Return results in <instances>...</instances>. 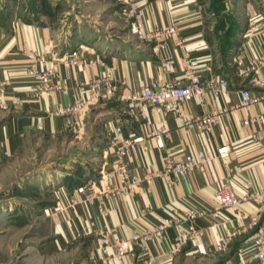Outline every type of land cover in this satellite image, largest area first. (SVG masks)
<instances>
[{"label":"crops","instance_id":"1","mask_svg":"<svg viewBox=\"0 0 264 264\" xmlns=\"http://www.w3.org/2000/svg\"><path fill=\"white\" fill-rule=\"evenodd\" d=\"M133 1L143 9L148 28L176 26L182 46L170 39L160 55L151 44V48H146L123 34L109 33L106 26L101 28L103 23H117V30H120L118 24L126 23V19L105 0L81 1L86 4L83 11H78L81 2L75 5L68 0H37L35 13L32 10L27 14L14 10L4 13L0 9V82L4 84L6 96L15 102L11 105L9 101L7 109L0 110L4 119L0 122V143L6 153L15 150L27 132L33 131L39 136L66 132L69 129L66 119L57 114L63 106L83 98L75 84L88 83L102 76H109L117 88L109 102L114 106L113 116L104 123L110 137V128L114 125L121 127L123 137L143 135L155 125H162L167 130L166 136L152 138L145 149L138 146L125 156L124 162L131 176L141 179L145 174H152V177L140 182L132 193L104 199L102 207L106 215L99 212L100 198L91 186H87L89 183L81 190L69 193L58 190L63 195L62 203L46 212L52 221V231L61 237L66 234L85 240L84 252L96 264H102L96 235L100 230L111 231L113 237L130 239L137 230L158 224L172 210L181 213L195 202L213 205L215 189L225 180L238 196L264 189V88L251 87L249 78L239 74V69L246 67L250 59L264 55V6L246 3L249 18L245 29L228 35L225 40L218 32L213 33L212 18L202 12L196 0ZM64 5L65 12L61 10ZM102 11L117 21L103 20L98 13ZM256 13L259 16H254ZM60 14L65 15L63 19L67 16L72 19L65 32L56 29ZM71 51H78L87 59L96 60L97 64L69 66L63 62V57ZM30 53L44 58L39 67L53 70L51 80L63 85L68 90L67 95L54 91L41 99L33 97L32 82L26 73L31 62ZM160 57L171 60L172 67L164 69ZM184 57L191 60L201 76L203 103L189 101L181 104L183 118L238 105L239 91L244 88L250 95L263 99L246 110L237 107L230 111L210 132L185 130L174 116L150 108L144 109L145 119L130 114L121 99L154 83L181 78ZM260 74L264 76V66ZM214 78L228 83L226 87L218 84L217 96L213 95L210 86ZM97 100L103 101L100 97ZM85 116L83 114L78 122V130L84 126ZM247 118H255L256 122L243 125L242 121ZM254 133L261 137V141L251 140ZM220 146L229 148L231 172L225 170L216 158V149ZM98 149L103 166L110 168L116 162L112 149L106 143ZM167 151L178 160L195 152L213 156V160L179 178L163 177L161 172ZM168 179L173 183L169 184ZM67 194H73L70 202ZM237 213L243 216L241 225L257 215L264 220V203L244 202ZM234 215L233 212L222 213L216 228L208 227L206 220L199 221V227H206L204 236L185 243L177 252L171 247L174 231L168 229L162 239L149 241L142 249L133 246L123 259L111 260L107 264H185L189 261L193 264H258L250 242H244L253 231L239 234ZM109 252L112 253L113 249L110 248Z\"/></svg>","mask_w":264,"mask_h":264},{"label":"built area","instance_id":"2","mask_svg":"<svg viewBox=\"0 0 264 264\" xmlns=\"http://www.w3.org/2000/svg\"><path fill=\"white\" fill-rule=\"evenodd\" d=\"M117 2L121 6L119 8L121 16L129 22L130 33L138 40L151 44L155 52L161 55L166 48V42L170 39H174L178 46H182V40L178 36L176 26L148 28L143 18V9L135 1L117 0ZM29 59L31 62L26 69V73L32 82L34 98H44L54 91L67 95L68 90L63 85L51 80L54 71L39 67L44 62L41 55L30 53ZM63 62L69 66L97 64L96 60L87 59L78 51L68 52L63 57ZM183 64L181 78L166 83H154L141 88L138 92L125 95L121 100L127 111L133 116L138 115L140 118L145 119L144 109L150 108L157 113L174 116L181 122L182 128L185 130L194 129L199 132H210L219 123L220 119L230 111L237 107L246 110L263 99L262 96L250 95L249 91L244 88L239 91L240 100L238 105L212 109L200 115L183 118L181 104L189 101H195L198 104L203 103V87L198 70L188 57L183 58ZM160 65L164 69H169L173 64L171 60L160 57ZM263 66L264 55H256L250 59L246 67L239 69V74L249 78L251 87L264 88V76L260 74ZM218 84L223 87L228 85L226 80L212 79L210 86L214 96L219 93ZM75 88L83 94V98L75 99L71 104L63 106L57 114L66 119V126L72 131L78 129V122L82 115L88 109V106L95 102L97 97H100L101 100H109L117 90L109 76H102L88 83H76ZM9 101L11 105L15 103L14 100L6 96L4 84L0 82V110H6ZM255 122V118H247L242 121V124L251 125ZM110 133L111 137L108 145L112 149L116 162L110 168L101 170L99 173L97 182L99 193H96V195L100 198L98 210L102 215H106V210L102 207L104 199L124 193H132L140 182L148 181L152 177V174H145L139 179L129 174L124 162L128 152L138 146L145 149L152 138L166 136L167 130L162 125H155L154 129L143 135L123 137L121 127L114 125L110 128ZM251 140L258 142L261 141V137L254 133ZM216 158L220 160L225 170L231 172L229 168V148L227 146H220L216 149ZM212 160L213 156L202 152L188 153L178 160L172 152L167 151L161 176L169 177L172 175L179 178L209 165ZM167 182L172 184L173 180L168 179ZM214 200L215 203L211 206L195 202L187 206L181 213L172 210V213L166 215L158 224L137 230L131 235L130 239L113 237L111 231H98V250L102 264H107L111 260L123 259L133 246L142 249L147 242L162 239L168 229L174 231L171 247L174 252H177L185 243L204 236L206 227H199L197 225L199 221L206 220L209 224L208 227L216 228L219 226V218L224 212L235 213L234 221L238 225L237 232L239 234H248L253 231V234L246 238L244 242H250L256 261L258 264H264V220H260L257 215L250 218L245 225H241L243 216L237 213L240 205L244 202L264 203V189L257 192L247 191L238 196L232 192L229 182L225 180L215 189ZM110 248L113 249L112 253L109 252Z\"/></svg>","mask_w":264,"mask_h":264},{"label":"rangeland","instance_id":"3","mask_svg":"<svg viewBox=\"0 0 264 264\" xmlns=\"http://www.w3.org/2000/svg\"><path fill=\"white\" fill-rule=\"evenodd\" d=\"M68 1L77 5L85 0ZM105 1L115 6L119 12L121 6H118L116 0ZM36 2L37 0H0V9L4 13L12 10L19 14H27L31 10L35 13ZM196 2L201 5L202 12L212 18L213 33L218 32L222 39L245 29L249 18L246 3L255 2L258 7L264 6V0ZM79 6L78 11H83L86 4L81 2ZM61 10L67 11L65 5ZM76 10L77 8L74 11ZM98 13L103 20L109 18L117 21L105 11ZM64 17L65 15H59L60 23L56 26L62 32L66 31L68 22L72 21L68 16L66 19ZM107 24L103 23L101 28L106 26L109 33L123 34L132 42L151 48L148 42L140 41L130 33L127 20L126 23L123 21L118 24L121 26L120 30H117V23ZM109 102L110 99L97 100L89 105L84 112V126L80 130L68 129L61 134L42 136L30 131L24 134L15 150L7 153L0 143V264H96L84 252L85 240L66 234L61 237L52 231V221L46 212L62 203L63 195L58 190L69 193L81 190L89 183L87 186L99 193V173L107 168L103 166L104 161L100 159L98 148L105 143L109 144L110 136L104 123L111 119L114 112V106ZM3 120L1 114L0 122ZM67 196L70 202L73 194Z\"/></svg>","mask_w":264,"mask_h":264},{"label":"trees","instance_id":"4","mask_svg":"<svg viewBox=\"0 0 264 264\" xmlns=\"http://www.w3.org/2000/svg\"><path fill=\"white\" fill-rule=\"evenodd\" d=\"M232 35V34H231ZM225 43V42H224ZM226 44V43H225ZM227 45H229L230 46V43L229 44H227ZM227 48V47H226Z\"/></svg>","mask_w":264,"mask_h":264}]
</instances>
